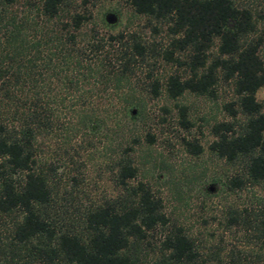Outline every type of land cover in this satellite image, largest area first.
<instances>
[{
  "label": "rangeland",
  "instance_id": "rangeland-1",
  "mask_svg": "<svg viewBox=\"0 0 264 264\" xmlns=\"http://www.w3.org/2000/svg\"><path fill=\"white\" fill-rule=\"evenodd\" d=\"M40 1L2 4L0 0L1 45L11 24L22 25L19 35L29 44L19 59L28 66V75L24 73L20 78L24 79V86H12L11 100L0 101V120L18 133L32 113H38L40 118L48 115L46 121L31 119L29 126L34 133V166L46 177L50 189L52 219L63 228L78 232L85 210L105 203L116 208L123 206L128 200L125 186L140 181L159 199L166 221L147 230L144 239L134 244L131 252L139 258L135 264H150L152 249L176 227L194 240L204 264H229L232 256L244 258L247 264H260L254 261V254L257 238L264 235L260 232L264 222V183L230 186L229 180L242 174L243 161L228 163L207 149L214 139L212 126L232 121L226 105L232 103L236 110L231 81L217 73L209 92L185 91L169 98L164 82L169 75L190 76L188 62L192 51L189 47H175L176 36L170 33L168 20L137 14L127 0H68L60 14L62 19L74 12L88 17L80 37L90 28L99 36L133 33L144 47L143 55L135 57L130 65L123 85L136 101V106H130L134 117H122L117 101L105 98V106L100 108L106 112L104 122L91 132L81 133L72 127L76 113L74 95L65 94L55 76L44 68L45 51L37 53L29 47L39 40L43 26ZM233 1L249 8L256 18L253 38L264 37V0ZM107 14L114 16L112 24L105 22ZM215 48L216 42L204 52L206 63L216 55ZM259 55L264 62V42ZM152 80L159 84L156 96L150 92ZM255 98L264 111V86L256 90ZM234 121L236 128L241 122L239 114ZM195 144L201 147L198 153L191 147ZM124 160L136 167V174L122 184L118 167ZM18 214H0L1 240L9 239L10 227Z\"/></svg>",
  "mask_w": 264,
  "mask_h": 264
},
{
  "label": "trees",
  "instance_id": "trees-1",
  "mask_svg": "<svg viewBox=\"0 0 264 264\" xmlns=\"http://www.w3.org/2000/svg\"><path fill=\"white\" fill-rule=\"evenodd\" d=\"M13 1L1 0V3ZM127 1L137 14L168 20L169 31L176 36L175 47H189L192 51L188 62L190 76L169 75L164 82L169 98L174 99L185 91L209 92L217 73L231 81L236 110L232 103L226 105L232 121L212 126L214 139L207 149L228 163L243 161L242 174L233 176L230 186L264 183V111L255 98L256 90L264 86V62L259 55L264 37L253 38L257 20L252 11L233 0ZM67 3L68 0L40 1L43 26L39 29V40L29 47L37 53L45 51L44 68L55 76L65 94L74 95L76 113L72 127L76 126L82 133L102 124L106 112L100 108L105 106V98L117 101L122 117H134L130 106H136V101L123 85L135 57L143 55V45L133 33L99 36L90 28L80 37V29L88 17L74 12L62 19L60 14ZM21 29L22 25L11 24L4 43H0V101L3 102L14 96L12 86H24L21 75H28V66L19 62L29 45L19 35ZM214 42L216 55L206 63L204 52ZM158 88L157 80H152L153 96L158 94ZM37 114L32 113L18 133L0 120V214L19 213L10 227L9 239H0V264H135L139 258L131 252L134 244L144 239L147 230L166 221L160 212L159 199L138 181L125 186L128 200L123 206L116 208L105 203L85 210L78 232L61 227L49 214L48 182L34 166L31 152L34 133L30 120H48V115L40 118ZM237 114L241 122L235 128ZM191 147L194 153L201 151L197 144ZM135 174L136 167L130 160L119 164L120 183L125 184ZM257 240L254 261L264 264V235ZM150 264H204V259L194 240L176 227L166 232L157 248L152 249ZM229 264L247 263L244 258L232 256Z\"/></svg>",
  "mask_w": 264,
  "mask_h": 264
},
{
  "label": "water",
  "instance_id": "water-1",
  "mask_svg": "<svg viewBox=\"0 0 264 264\" xmlns=\"http://www.w3.org/2000/svg\"><path fill=\"white\" fill-rule=\"evenodd\" d=\"M104 20H105L106 23H108V24H112V23L115 21V18H114L113 15H111V14H107V15H105V17H104ZM132 112H134V110H132Z\"/></svg>",
  "mask_w": 264,
  "mask_h": 264
}]
</instances>
